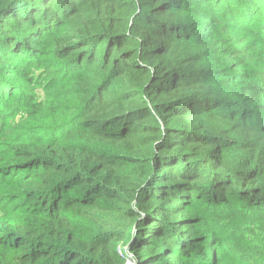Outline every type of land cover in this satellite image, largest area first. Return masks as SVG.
<instances>
[{
	"label": "trees",
	"instance_id": "obj_1",
	"mask_svg": "<svg viewBox=\"0 0 264 264\" xmlns=\"http://www.w3.org/2000/svg\"><path fill=\"white\" fill-rule=\"evenodd\" d=\"M129 260L264 264V0H0V264Z\"/></svg>",
	"mask_w": 264,
	"mask_h": 264
},
{
	"label": "water",
	"instance_id": "obj_2",
	"mask_svg": "<svg viewBox=\"0 0 264 264\" xmlns=\"http://www.w3.org/2000/svg\"><path fill=\"white\" fill-rule=\"evenodd\" d=\"M128 264H133V261L129 260V261H128Z\"/></svg>",
	"mask_w": 264,
	"mask_h": 264
},
{
	"label": "rangeland",
	"instance_id": "obj_3",
	"mask_svg": "<svg viewBox=\"0 0 264 264\" xmlns=\"http://www.w3.org/2000/svg\"><path fill=\"white\" fill-rule=\"evenodd\" d=\"M14 118H15V119H18V118H20V115H19V116H15Z\"/></svg>",
	"mask_w": 264,
	"mask_h": 264
}]
</instances>
